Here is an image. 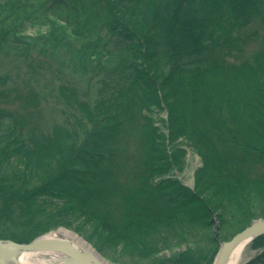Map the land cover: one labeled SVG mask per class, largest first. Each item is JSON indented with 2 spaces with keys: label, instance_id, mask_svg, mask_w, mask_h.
Instances as JSON below:
<instances>
[{
  "label": "trees",
  "instance_id": "16d2710c",
  "mask_svg": "<svg viewBox=\"0 0 264 264\" xmlns=\"http://www.w3.org/2000/svg\"><path fill=\"white\" fill-rule=\"evenodd\" d=\"M85 1L46 0L39 9L70 27H76L80 15L87 14L91 22L100 2H107L110 15L109 9L114 10L111 0H94L89 9ZM114 6L150 28L151 40L140 38L127 23L118 26L116 20L108 34L83 47L92 49L93 44L108 53L137 51L139 57H133L134 61L123 58L114 63H86L79 56L84 57L82 47L75 53L51 55L61 59L59 56L75 54L72 57L80 59L65 61L73 79H64L55 89L65 120L53 128L55 137L53 132L38 131L32 118L34 109L44 101L41 93L33 90L22 95L17 87L7 86L6 76L0 77V125L10 128V137L15 136L8 137L10 144L24 150L27 157L52 154L60 159L46 177L21 176L15 169L1 174L0 239L31 241L23 236L26 231L15 225L17 215L27 222L44 218L49 222L43 230L46 233L58 226L70 227L75 212L82 213L96 217L120 238L181 221L211 226L216 212L231 225L248 220L245 228L253 219H264V203L255 204L250 197L236 205L233 199L235 190L246 189L247 184L264 186V91L246 87L231 96L222 88L212 90L189 77L195 71L225 75L264 72V35L256 30L244 33L255 19L258 29L264 28V0H117ZM233 18L237 21L230 23ZM229 25H233L230 32L220 33L203 45L201 36ZM253 40L260 47L247 56L245 47ZM209 48L214 52H208ZM143 52L167 57L169 65L162 70L169 78L165 82L171 85V93L150 73L153 62ZM136 58L142 60L137 62ZM25 62L33 76L39 73L31 62ZM75 76L88 87H82ZM13 91L21 96L10 98ZM11 99L20 101L19 108L12 110L5 104ZM162 107L179 116L181 137L201 159L199 173L219 176L212 187L230 197L225 203L206 199L208 184L192 190L177 178H165L175 163L164 165L167 170L160 166L159 140L151 119L154 108ZM34 170L28 167L27 173ZM24 179L33 188H16V181L25 183ZM219 195L214 192L211 197ZM47 198L62 203L42 202ZM24 207L30 211L25 213ZM220 237L215 239L219 247L228 241L227 236ZM248 248L260 252L245 264H264V234L255 237ZM190 252L172 257V262L193 264L187 257ZM215 255L207 264H213Z\"/></svg>",
  "mask_w": 264,
  "mask_h": 264
},
{
  "label": "rangeland",
  "instance_id": "374dc122",
  "mask_svg": "<svg viewBox=\"0 0 264 264\" xmlns=\"http://www.w3.org/2000/svg\"><path fill=\"white\" fill-rule=\"evenodd\" d=\"M45 1L0 0V49H3L2 52L0 51V77L6 76L7 86L9 88L17 87L22 95L33 90L41 93L44 101L37 109H34L32 118L36 122L38 131H44L46 134L51 135L55 126L65 123L61 111L62 106L55 96L57 85H60L64 79H73V76L65 68V61L68 62L69 59H73L74 62L80 60L74 59L72 57L73 54H69V58L67 56H59L64 60L63 63L61 59L53 58L51 55L55 53L61 55L64 52L75 53L82 47V50L85 52L83 53L84 57L83 55L79 56H82L86 63H96L97 61L103 64L114 63L123 58L134 61L133 57L139 55L137 51L125 50L118 53H108L102 51L100 48H94L93 44H91L92 49L84 48L83 45L86 42L100 39L105 34H108V31L115 25L116 20H119L118 24L116 23L118 26L127 23V25L136 30L140 38L146 41L151 40L149 35L151 31L150 28H146L142 23L127 17L123 11L117 9L114 6L117 0H111L114 8V10L112 8L109 9L112 12L111 15L107 12V2H100L101 5L99 8L96 7L92 21L89 22L87 14L80 15L76 27H70L67 22L41 12L39 6ZM93 1H85L87 9L90 8V4ZM225 11L230 10L226 9ZM116 12L120 13L119 16ZM236 21L237 18H233L230 23ZM257 22L255 19L249 27L245 28L244 33L251 34V31L256 30L260 36H263L264 28L260 31ZM233 25L223 26L221 30L209 36L207 35L205 38L201 36V42L203 45L213 42L220 33L225 35L230 32ZM259 47V42L250 41L249 45L245 47V54L251 56ZM211 51L214 52V49L209 48L208 52ZM143 53L145 55V52ZM145 56L153 62V68L150 73L157 78L158 83L164 85V89L167 92L171 93L173 91L171 85L168 86L169 82H165L169 78L167 79V75H164L162 70V68L169 65L165 63L167 57L164 55L154 57L152 53ZM137 58V62L142 60ZM25 61L31 62L34 68L39 69V73L35 75L36 77L31 74L32 68ZM41 65L43 67H40ZM75 77L77 81L79 80L82 87L85 89L88 87L87 84L81 82L82 78L80 76ZM189 77L210 87L212 90L222 88V92L229 93L231 96L240 93L246 87L254 90L258 88L260 91H264V72L261 70L258 73L244 71L240 74L230 73V75L195 71L190 73ZM16 92L10 93V98L21 96L19 92ZM7 101L10 103L5 102V104L10 109L19 108L20 101H16L15 99ZM172 111L174 113L175 109H172ZM151 119L159 140L156 149L160 151V156L162 157L160 166L165 167L168 165V162L169 164L171 162L175 163L171 164L170 171L165 178H177L182 184L192 190L197 185L201 189L205 188V185L208 184L210 187L205 194L208 201L220 199L225 203V201L229 200L230 197L227 194L218 192L216 186L212 187L214 182L218 180V175L211 172L199 173L202 168L201 159L189 146L187 141L181 137L180 129L182 122L179 116L171 114L168 109H163L162 107L154 108ZM10 131L9 127L0 125V177L2 173L15 169L21 172V176L26 173V176L36 179L46 177L58 166L57 164L60 159H54L52 154L35 157L31 155L30 157L25 156L22 152L24 150H18L15 145L10 144L9 138L15 137H10ZM53 135L55 137V132H53ZM60 136V134L56 135L58 139H61ZM62 139H64V135ZM2 158L4 160H1ZM23 160L25 161L23 162ZM28 167L34 168L35 172L31 174L27 173ZM165 169L167 170L166 167ZM20 181H16L19 182L16 186L19 190L25 191L26 189L33 188L32 184L26 183V180L25 183H23L24 181ZM26 186L27 188H25ZM0 187H2L1 184ZM214 192L220 193V195L214 198L211 197ZM250 197H254L253 203L255 204L264 203V186L247 184L246 189L235 190L233 199L236 201V205H240ZM42 202L51 205L62 203L60 199L56 198H47ZM23 210L25 213L29 212L30 207H24ZM259 213L261 211L256 212V214ZM17 214L19 213L17 212ZM75 214L70 227L58 226L53 231L46 233H43V230L49 222H46L44 218L27 222L25 218L17 215L15 225H18V228L22 231H26L23 236L31 237V241L60 229H66L89 244L95 250V253L107 264H174L172 259L186 251H191L187 257L192 259L193 264H207L219 247V243H216V238L227 236L228 241H230L245 229V224L248 222V220H244L241 224L231 225L223 222L218 212H216L213 218L214 224H211V226L181 221L171 226H162L152 232H133L127 236L128 238H120L96 217L86 214L82 215V213H79V215L76 212ZM255 220L264 219H253L250 224ZM216 232L217 237H215ZM259 252L260 250L247 248L240 264L249 262Z\"/></svg>",
  "mask_w": 264,
  "mask_h": 264
},
{
  "label": "water",
  "instance_id": "95a60500",
  "mask_svg": "<svg viewBox=\"0 0 264 264\" xmlns=\"http://www.w3.org/2000/svg\"><path fill=\"white\" fill-rule=\"evenodd\" d=\"M264 234V220H255L230 241L223 242L213 264H229L239 246L248 238ZM53 253L57 259L48 264H107L97 254L80 247L70 239L55 236H42L29 243L0 239V264H22L26 253Z\"/></svg>",
  "mask_w": 264,
  "mask_h": 264
},
{
  "label": "bare ground",
  "instance_id": "6f19581e",
  "mask_svg": "<svg viewBox=\"0 0 264 264\" xmlns=\"http://www.w3.org/2000/svg\"><path fill=\"white\" fill-rule=\"evenodd\" d=\"M48 236H55V237H59L63 239L73 240L80 247L86 248L90 250L91 252L95 253V250H93V248L89 244H87L81 238L74 235L72 232L67 231L66 229H60L56 232L49 234ZM253 240H254L253 237L246 239L239 246L238 250L235 253V256L231 259V262L229 264H240L241 260L243 259L246 249L248 248V246ZM54 259H57V256L54 255L53 253H46V252L26 253L22 255L21 263L22 264H48L51 261H54Z\"/></svg>",
  "mask_w": 264,
  "mask_h": 264
}]
</instances>
